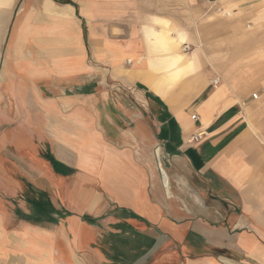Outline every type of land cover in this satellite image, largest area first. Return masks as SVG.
I'll return each instance as SVG.
<instances>
[{"label": "crops", "instance_id": "0c3cea01", "mask_svg": "<svg viewBox=\"0 0 264 264\" xmlns=\"http://www.w3.org/2000/svg\"><path fill=\"white\" fill-rule=\"evenodd\" d=\"M249 2L0 0V264H264Z\"/></svg>", "mask_w": 264, "mask_h": 264}, {"label": "rangeland", "instance_id": "374dc122", "mask_svg": "<svg viewBox=\"0 0 264 264\" xmlns=\"http://www.w3.org/2000/svg\"><path fill=\"white\" fill-rule=\"evenodd\" d=\"M214 10L230 12L226 16L233 19L234 35L243 39L241 42L249 48L251 59L260 58L264 62V2L260 5L256 2L242 5L219 3ZM221 12H218L219 16H222ZM261 88L264 90V83ZM0 154H3L1 147Z\"/></svg>", "mask_w": 264, "mask_h": 264}, {"label": "built area", "instance_id": "2783aa9c", "mask_svg": "<svg viewBox=\"0 0 264 264\" xmlns=\"http://www.w3.org/2000/svg\"><path fill=\"white\" fill-rule=\"evenodd\" d=\"M217 11H218V12H221V11H219V10H217ZM221 14H222L223 16H224V15L226 16V15H229L230 12L225 11V12H221ZM215 82H216V80H215ZM252 97H253V98H257V94H256V93H253V94H252ZM192 118H195V115H192ZM200 135H201V133H199V134L193 136V137H192V140L197 141V140L200 138Z\"/></svg>", "mask_w": 264, "mask_h": 264}]
</instances>
